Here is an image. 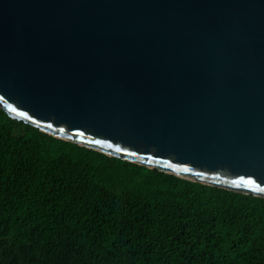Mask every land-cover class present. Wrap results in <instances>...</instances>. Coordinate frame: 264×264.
<instances>
[{
    "label": "water",
    "instance_id": "95a60500",
    "mask_svg": "<svg viewBox=\"0 0 264 264\" xmlns=\"http://www.w3.org/2000/svg\"><path fill=\"white\" fill-rule=\"evenodd\" d=\"M0 108L264 197V0H0Z\"/></svg>",
    "mask_w": 264,
    "mask_h": 264
},
{
    "label": "trees",
    "instance_id": "16d2710c",
    "mask_svg": "<svg viewBox=\"0 0 264 264\" xmlns=\"http://www.w3.org/2000/svg\"><path fill=\"white\" fill-rule=\"evenodd\" d=\"M0 264H264V197L108 156L0 108Z\"/></svg>",
    "mask_w": 264,
    "mask_h": 264
}]
</instances>
